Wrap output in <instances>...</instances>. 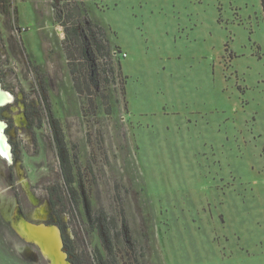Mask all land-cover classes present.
<instances>
[{
	"label": "rangeland",
	"instance_id": "rangeland-1",
	"mask_svg": "<svg viewBox=\"0 0 264 264\" xmlns=\"http://www.w3.org/2000/svg\"><path fill=\"white\" fill-rule=\"evenodd\" d=\"M56 12L104 32L75 61L113 65L93 106ZM0 85V264H49L20 218L56 226L69 264H264L260 0H10Z\"/></svg>",
	"mask_w": 264,
	"mask_h": 264
},
{
	"label": "trees",
	"instance_id": "trees-1",
	"mask_svg": "<svg viewBox=\"0 0 264 264\" xmlns=\"http://www.w3.org/2000/svg\"><path fill=\"white\" fill-rule=\"evenodd\" d=\"M260 5L264 19V0H260ZM9 6L10 0H0V11L7 13ZM54 18L56 23L63 27V48L74 89L79 94L85 93L88 96L89 104L93 106L91 99H89L92 95L91 88L99 82L108 81V76H104V73L107 75L108 72L113 75V65H111V62H104L103 66L100 63L93 66L91 63L85 62L78 65L75 61L89 60L91 58L99 59L105 55L104 53L108 54L109 47L104 37V32L101 27H97L98 35L100 36V38H97V32H93L91 29H88L87 33L80 32L77 22L68 23L69 15L65 16L56 12ZM102 98L104 104L107 105V96L102 95ZM107 110H109V106L108 109L106 108Z\"/></svg>",
	"mask_w": 264,
	"mask_h": 264
},
{
	"label": "bare ground",
	"instance_id": "bare-ground-1",
	"mask_svg": "<svg viewBox=\"0 0 264 264\" xmlns=\"http://www.w3.org/2000/svg\"><path fill=\"white\" fill-rule=\"evenodd\" d=\"M12 95L3 90L0 85V105L9 104L12 100ZM0 155L5 158H10V148L4 134V123L0 120ZM44 207L40 208L36 215L37 220H44L46 217ZM17 228L21 237L35 245L40 253L45 256L49 264H69L65 258V253L61 249V238L59 230L56 226L46 225L43 221L39 223H29L28 220L20 218L17 222ZM40 248H39V246Z\"/></svg>",
	"mask_w": 264,
	"mask_h": 264
},
{
	"label": "water",
	"instance_id": "water-1",
	"mask_svg": "<svg viewBox=\"0 0 264 264\" xmlns=\"http://www.w3.org/2000/svg\"><path fill=\"white\" fill-rule=\"evenodd\" d=\"M4 105H0V108L1 107H3ZM4 128H5V126H4ZM29 223H31V222H29ZM34 245H37L36 243H34ZM39 246V245H38ZM61 247H62V244H61ZM39 248H40V246H39ZM65 258H66V254H65Z\"/></svg>",
	"mask_w": 264,
	"mask_h": 264
},
{
	"label": "built area",
	"instance_id": "built-area-1",
	"mask_svg": "<svg viewBox=\"0 0 264 264\" xmlns=\"http://www.w3.org/2000/svg\"><path fill=\"white\" fill-rule=\"evenodd\" d=\"M123 55H124V56H126V54H125V53H123Z\"/></svg>",
	"mask_w": 264,
	"mask_h": 264
},
{
	"label": "flooded vegetation",
	"instance_id": "flooded-vegetation-1",
	"mask_svg": "<svg viewBox=\"0 0 264 264\" xmlns=\"http://www.w3.org/2000/svg\"><path fill=\"white\" fill-rule=\"evenodd\" d=\"M47 215V214H46Z\"/></svg>",
	"mask_w": 264,
	"mask_h": 264
}]
</instances>
